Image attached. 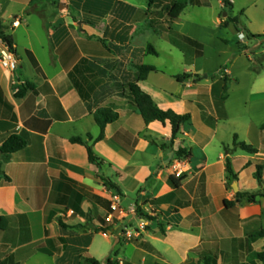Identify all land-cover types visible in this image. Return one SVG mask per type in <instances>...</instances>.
I'll use <instances>...</instances> for the list:
<instances>
[{
    "label": "crops",
    "instance_id": "crops-1",
    "mask_svg": "<svg viewBox=\"0 0 264 264\" xmlns=\"http://www.w3.org/2000/svg\"><path fill=\"white\" fill-rule=\"evenodd\" d=\"M199 1L169 23L163 11L147 14L148 0H0V25L18 62L13 72L0 63V148L12 135L27 140L8 160L0 155V264H42L43 256L70 264L76 249L97 261L95 235L109 241L113 234L135 251L131 258L115 251L111 264H264L257 258L264 238L251 236L264 228V197L224 206L237 192L261 190L256 166L264 178V60L253 71L264 41L223 26L239 15L250 34H264V0ZM209 48L223 56L211 69ZM5 49L0 39V58ZM139 65L154 68L137 82L153 105L190 116L174 140L168 122L144 124L132 101ZM101 108L118 118L95 141ZM234 136L257 152L233 148ZM72 138L91 146L102 165L89 163ZM180 149L185 179L175 188L169 177ZM227 158L237 176L230 190ZM126 194L135 196L129 208L151 219L106 223L112 197L121 207Z\"/></svg>",
    "mask_w": 264,
    "mask_h": 264
},
{
    "label": "trees",
    "instance_id": "trees-1",
    "mask_svg": "<svg viewBox=\"0 0 264 264\" xmlns=\"http://www.w3.org/2000/svg\"><path fill=\"white\" fill-rule=\"evenodd\" d=\"M188 4L193 5H200L201 2L199 0H183V1H175V0H148V8H147V14H152L154 11H163L166 13L167 21L169 23L175 21L177 17L180 15V13L184 10V8ZM225 6H228V3L224 2ZM229 24H232L235 28V30L238 33H243L248 40H259L264 41V34L261 35H253L250 34L247 29L242 25L241 19L239 15L236 16H228L223 21V26L226 27ZM6 28L2 25H0V39L9 49L10 52L14 54V42L11 35L5 33ZM186 40L192 44H196L193 41L186 38ZM240 47V44H238ZM148 49L150 53L156 55V52L152 49L151 46H148ZM242 50L241 47L239 49ZM31 59H33L31 57ZM256 63L253 65V71L256 73H259L262 68V60H264V55L261 57H256L254 59ZM34 65L36 66V62L33 60ZM137 69V77L136 81L129 84V91L132 96V101L136 105L140 116L143 119L144 124H148L153 121L160 122L162 124H165L168 122L171 126V135L172 140H174L180 133L181 126L188 122L190 120V116L188 114L186 115H179L174 113L171 110H161L159 108H156L149 95H147L145 92H143L139 86L137 85L138 81L145 80L148 74L152 71H154L153 67L145 66V65H139L136 67ZM190 75H184V76H178L176 79L178 81H182L186 78H189ZM32 88L31 85L27 84L25 88L19 89L17 92V96L21 97L25 93L26 89ZM226 97V86L223 87V94L222 98L225 99ZM118 118V115L114 112H112L110 109L101 108L96 110L94 114V119L96 124L99 127L100 133L95 141H100L103 138L104 129L107 125L113 123ZM261 130L264 131V125L261 126ZM73 144H79L86 148L87 150V157L88 162L96 165L97 167H100L102 165V160L98 158V156L93 152L91 146L87 145L85 142H83L80 138H72L70 140ZM27 145V140L23 137H20L18 135H12L10 136L1 146L0 152L2 154L3 160H8L9 157L24 149ZM233 148H239L242 151L248 153V154H255L257 152V149L254 148L251 145H248L244 142H238L237 136H234L233 142H232ZM227 151V150H226ZM187 156V152L183 149H180L176 153V157L178 160H182ZM226 173H227V180L229 183L235 182L237 180L236 174H234L231 166V161L229 158L226 159ZM101 180L103 181L104 186L107 189L114 190L119 192V188L111 182L108 178L104 176H100ZM254 178L257 181L258 185L260 186L261 190L256 193H250V192H237L235 194V200L234 201H227L224 200V206L227 209H230L234 207L237 204H240L243 201L249 202V203H255L258 197H264V178H262V166L258 165L256 166V171L254 173ZM185 179L184 176H181L180 178H175L174 176L169 177L170 184L178 188L183 180ZM8 181V179L6 178ZM136 213L140 217H144L146 219H151L147 215H145L141 209L137 208ZM1 219V218H0ZM4 225H0V229H3ZM251 236H259L264 238V228L261 230L254 232L251 234ZM257 258H259L262 263H264V252L258 253ZM86 263L88 264H98V262L94 259H91L89 257L85 258ZM107 264H111L110 261L107 262Z\"/></svg>",
    "mask_w": 264,
    "mask_h": 264
},
{
    "label": "rangeland",
    "instance_id": "rangeland-1",
    "mask_svg": "<svg viewBox=\"0 0 264 264\" xmlns=\"http://www.w3.org/2000/svg\"><path fill=\"white\" fill-rule=\"evenodd\" d=\"M228 40L230 44H235L236 36L235 35L230 36L228 37ZM206 58L208 64L207 67L211 69L212 67H214V65L218 64L223 59V56L220 57L218 55L217 50H215L214 48H209ZM227 185H228V189L230 190V183H228ZM133 200H135V196H133L132 194H126L125 200L121 202V208L123 210H128L129 206L132 203H134ZM135 217H140V216H138L136 213ZM126 233L127 232L123 233L124 237L126 236ZM115 251H117L118 254L122 257L131 258L134 254L135 247L131 243H125L122 239H120V241H116L114 238V234L111 237H109V241H106L100 235H95V242L90 250V254L94 255V257L97 259L99 264H106L107 258L113 257ZM69 255L71 256L70 264H88L85 261V258L88 256L84 255L83 252H80L77 249L74 251L70 250ZM42 264H53V263L50 258L43 256Z\"/></svg>",
    "mask_w": 264,
    "mask_h": 264
},
{
    "label": "built area",
    "instance_id": "built-area-1",
    "mask_svg": "<svg viewBox=\"0 0 264 264\" xmlns=\"http://www.w3.org/2000/svg\"><path fill=\"white\" fill-rule=\"evenodd\" d=\"M18 24L17 21L13 23L14 26ZM0 63L3 68L13 72L18 67V62L15 57V55L9 51V49L6 47V49L2 52ZM173 176L175 178H180L183 174L182 171V162L181 160H176V162L172 166ZM72 214V212H70ZM136 216V207H131L128 210H123L119 205V198L118 196H113L110 202V209L105 217L106 223H113L115 219L117 220H124L127 217ZM146 227V224L144 221H141L140 223V229H144ZM104 236H107V233H103Z\"/></svg>",
    "mask_w": 264,
    "mask_h": 264
},
{
    "label": "water",
    "instance_id": "water-1",
    "mask_svg": "<svg viewBox=\"0 0 264 264\" xmlns=\"http://www.w3.org/2000/svg\"><path fill=\"white\" fill-rule=\"evenodd\" d=\"M223 16H226V14L223 13ZM78 25L80 26L81 24L79 23ZM0 155H1V152H0ZM172 158H173V154L171 153V154L168 156V158H167V160H166V163H167V164L170 163V161L172 160ZM232 188H233V190H234L235 192H237L236 183H233Z\"/></svg>",
    "mask_w": 264,
    "mask_h": 264
}]
</instances>
